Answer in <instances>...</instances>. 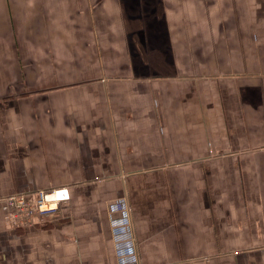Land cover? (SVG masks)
I'll return each mask as SVG.
<instances>
[{
  "label": "crops",
  "instance_id": "crops-1",
  "mask_svg": "<svg viewBox=\"0 0 264 264\" xmlns=\"http://www.w3.org/2000/svg\"><path fill=\"white\" fill-rule=\"evenodd\" d=\"M56 188L0 264H264V0H0V200Z\"/></svg>",
  "mask_w": 264,
  "mask_h": 264
},
{
  "label": "built area",
  "instance_id": "built-area-1",
  "mask_svg": "<svg viewBox=\"0 0 264 264\" xmlns=\"http://www.w3.org/2000/svg\"><path fill=\"white\" fill-rule=\"evenodd\" d=\"M70 199L68 188L38 190L33 195L14 194L2 198V209L14 224H31L36 217L42 219L56 212L61 203Z\"/></svg>",
  "mask_w": 264,
  "mask_h": 264
}]
</instances>
